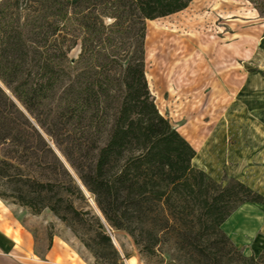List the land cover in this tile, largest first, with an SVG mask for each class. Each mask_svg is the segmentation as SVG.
I'll use <instances>...</instances> for the list:
<instances>
[{"label": "trees", "instance_id": "obj_1", "mask_svg": "<svg viewBox=\"0 0 264 264\" xmlns=\"http://www.w3.org/2000/svg\"><path fill=\"white\" fill-rule=\"evenodd\" d=\"M194 1L0 0V180L14 195L0 201L12 199L35 217L49 211L95 264H123L104 223L157 264L166 257L174 264H264V252L245 257L223 231L243 207L264 208V197L194 169L195 151L148 88L147 23ZM244 1L264 20V0ZM31 159L42 168L52 161L60 176L52 171L43 183L23 176L16 168H30ZM82 188L104 222L76 208L86 204Z\"/></svg>", "mask_w": 264, "mask_h": 264}, {"label": "rangeland", "instance_id": "obj_2", "mask_svg": "<svg viewBox=\"0 0 264 264\" xmlns=\"http://www.w3.org/2000/svg\"><path fill=\"white\" fill-rule=\"evenodd\" d=\"M79 56L80 47L69 59L75 62ZM145 76L157 110L195 151L192 167L217 183L233 179L264 197V20L253 6L244 0H195L181 14L148 22ZM45 140L80 186L54 145ZM47 163L52 168L31 159L30 168L16 169L43 183L51 180L52 171L61 174L52 161ZM2 195L14 196L12 187L0 180ZM84 197L86 204L76 203V208H89L103 222L91 196ZM3 202L14 206L12 199ZM41 216L49 228L42 243L37 237V260L95 264L67 225L47 210ZM242 223L252 226L250 233L234 234ZM104 226L123 264L158 263L140 256L125 233ZM224 231L246 256L258 254L264 250V208L243 209ZM164 260L174 264L169 257Z\"/></svg>", "mask_w": 264, "mask_h": 264}, {"label": "crops", "instance_id": "obj_3", "mask_svg": "<svg viewBox=\"0 0 264 264\" xmlns=\"http://www.w3.org/2000/svg\"><path fill=\"white\" fill-rule=\"evenodd\" d=\"M247 207L252 206H245L237 212L223 226V231L225 227ZM248 222L253 223V220L248 219ZM48 228L49 224H44V222L40 220V216L35 217L31 213L21 210L18 211L15 206L0 201V264H49L48 261L44 262L37 260L35 256L37 248L39 247L37 244V237L40 236L42 243L44 237H47ZM251 229V225L246 226L242 223L237 227L234 234L246 235L250 233ZM227 237L231 240L229 235H227ZM231 242L233 243L232 240ZM235 247L237 246L235 245ZM237 249L242 251L245 257L254 256L257 258L264 252V250H262L258 254L246 256L242 248L237 247Z\"/></svg>", "mask_w": 264, "mask_h": 264}, {"label": "bare ground", "instance_id": "obj_4", "mask_svg": "<svg viewBox=\"0 0 264 264\" xmlns=\"http://www.w3.org/2000/svg\"><path fill=\"white\" fill-rule=\"evenodd\" d=\"M197 1H201V0H197ZM128 264H134V262L133 261H129V263Z\"/></svg>", "mask_w": 264, "mask_h": 264}, {"label": "water", "instance_id": "obj_5", "mask_svg": "<svg viewBox=\"0 0 264 264\" xmlns=\"http://www.w3.org/2000/svg\"><path fill=\"white\" fill-rule=\"evenodd\" d=\"M82 192H84L85 195L87 194L83 188H82ZM103 222H104V221H103Z\"/></svg>", "mask_w": 264, "mask_h": 264}]
</instances>
